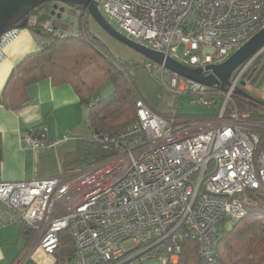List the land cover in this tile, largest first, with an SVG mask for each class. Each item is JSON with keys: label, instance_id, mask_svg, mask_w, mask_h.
Returning <instances> with one entry per match:
<instances>
[{"label": "built area", "instance_id": "built-area-1", "mask_svg": "<svg viewBox=\"0 0 264 264\" xmlns=\"http://www.w3.org/2000/svg\"><path fill=\"white\" fill-rule=\"evenodd\" d=\"M93 1L120 33L205 72L264 28L263 0ZM66 9L62 16L74 15L68 30L55 25L59 9L42 23L28 17L27 27L41 24L56 37L77 35L79 16L87 11ZM20 30L12 27L1 36L0 62ZM263 56L264 46L232 73L224 91L150 60L148 70L169 97L190 95V104L217 112L187 120L178 102L163 115L139 100L129 126L112 135L92 133L113 149L107 159L43 178L0 179V222L19 223L33 234L12 264H36L28 260L34 244L54 255L63 231L75 245L70 264L177 262L185 237L195 242L202 264H221L215 251L220 230L246 216L252 193L264 196V124L241 117L235 98L237 90L261 83L264 68L254 78ZM49 132L46 125L32 130L22 146L53 147L57 141Z\"/></svg>", "mask_w": 264, "mask_h": 264}, {"label": "trees", "instance_id": "trees-1", "mask_svg": "<svg viewBox=\"0 0 264 264\" xmlns=\"http://www.w3.org/2000/svg\"><path fill=\"white\" fill-rule=\"evenodd\" d=\"M52 4L53 2L42 4L31 11L27 18L37 15L39 20H47ZM77 8L81 12L85 11L82 6ZM85 14L79 16L78 35L56 37L47 31L42 32L44 43L41 49L24 57L12 70L2 92L3 104L14 110L21 108L29 99L28 88L43 79H51L58 84L68 83L74 88L80 101L89 108L88 120L92 133L112 135L135 121L139 100H144L156 112L161 111L152 106L143 93L140 86L142 79L151 81L157 93L163 94L164 90L147 68L149 59L135 62L111 53L90 31L87 25L88 15L85 17ZM108 81L113 83L114 90L109 96L102 97L101 89ZM263 82L264 78L260 85ZM93 98L95 102H92ZM235 98L241 117L264 124V99L242 96ZM172 110V107L169 108L167 115ZM262 134L259 149L264 147V132ZM112 153L110 146L89 136L78 140L75 150L66 154L64 168L74 170L86 163L105 160ZM252 198L262 199L263 204L246 205V216L231 222L230 228H226L227 224H224L217 236L215 251L221 264H264V196L252 193ZM21 230L24 234L22 226ZM182 247L177 262L144 261L140 264H202L193 240L183 238ZM74 253L72 237L67 231L61 232L60 244L54 253V264H70L69 260Z\"/></svg>", "mask_w": 264, "mask_h": 264}, {"label": "crops", "instance_id": "crops-1", "mask_svg": "<svg viewBox=\"0 0 264 264\" xmlns=\"http://www.w3.org/2000/svg\"><path fill=\"white\" fill-rule=\"evenodd\" d=\"M73 17V13L68 12L55 20V25L68 30ZM37 26L21 29L18 37L6 47V59L0 62V179L3 180H29L68 171L64 168L66 154L75 150L78 140L89 137L90 128L85 123L89 108L68 83L43 79L28 88L29 99L21 108L14 110L3 104L2 92L14 67L27 55L39 51L44 43V30L41 24ZM43 125L49 128V138L57 144L39 150L24 148L22 138ZM32 240L33 234H23L19 223L0 222V264L15 262ZM28 260L54 264L55 257L34 244Z\"/></svg>", "mask_w": 264, "mask_h": 264}, {"label": "water", "instance_id": "water-1", "mask_svg": "<svg viewBox=\"0 0 264 264\" xmlns=\"http://www.w3.org/2000/svg\"><path fill=\"white\" fill-rule=\"evenodd\" d=\"M47 2L54 3L50 15L53 16L57 13V9L60 10V13L57 14V19H60L63 13L68 11L66 6H82L106 32L130 48L139 52L147 59L164 65L171 71L197 83L222 91L226 90L230 84L232 73L249 57L264 46V28H262L224 62L208 66L207 72H205L201 68L186 66L174 58L166 56L162 52L148 48L120 33L103 16L93 0H0V38L14 25H18L20 29L26 28L28 26L27 16L30 12ZM263 68L264 62L260 66L254 80ZM236 94L249 99L253 98L250 94L241 89L237 90Z\"/></svg>", "mask_w": 264, "mask_h": 264}, {"label": "rangeland", "instance_id": "rangeland-1", "mask_svg": "<svg viewBox=\"0 0 264 264\" xmlns=\"http://www.w3.org/2000/svg\"><path fill=\"white\" fill-rule=\"evenodd\" d=\"M52 8H53V4L49 8V13L51 12ZM87 15H88L87 18L88 28L93 34L96 35V37H98L103 42L107 50H109L114 55L123 58L124 60H130L135 62L146 61L147 58L145 56H143L139 52L130 48L129 46L117 40L116 38L111 36L108 32H106L91 15L85 14L83 16L86 17ZM42 22L43 21L40 20V23ZM79 26L80 23L78 25V33H79ZM113 26L117 28L115 24H113ZM82 29H84V27ZM178 49H179V53H184L185 45L180 44ZM263 78H264V73L262 75L261 80ZM140 86L145 96L149 99L148 101L151 103V105L156 107L157 110L159 111L161 110L159 112L160 114L167 115L169 113V108L171 107L172 109L176 108L177 102L182 104V109L179 110V113L183 118L187 117L190 119L191 118L205 119L207 117H212L217 112L216 109L207 108L200 104H194V105L190 104V95H186V94L180 95L179 98L176 100L175 98L169 97L167 92L165 91L163 94L157 93L151 81L145 78L140 81ZM113 90H114L113 83L111 81H108L101 89V96L107 97L113 92ZM246 92L250 94L252 97H259L264 99V82L262 85L252 84V83L248 84V87L246 88ZM91 135L92 132L91 130H89V136ZM87 166H89V163L83 164L82 166H80V168H86ZM262 204H263V200L260 198L247 199V205L261 206ZM230 227H231V222L227 223L226 225V228H230Z\"/></svg>", "mask_w": 264, "mask_h": 264}, {"label": "flooded vegetation", "instance_id": "flooded-vegetation-1", "mask_svg": "<svg viewBox=\"0 0 264 264\" xmlns=\"http://www.w3.org/2000/svg\"><path fill=\"white\" fill-rule=\"evenodd\" d=\"M54 4V3H53Z\"/></svg>", "mask_w": 264, "mask_h": 264}]
</instances>
